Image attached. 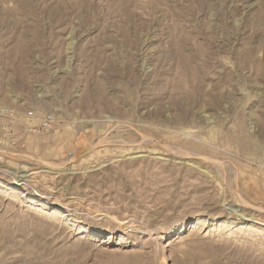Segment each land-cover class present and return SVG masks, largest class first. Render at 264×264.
<instances>
[{
    "label": "rangeland",
    "instance_id": "374dc122",
    "mask_svg": "<svg viewBox=\"0 0 264 264\" xmlns=\"http://www.w3.org/2000/svg\"><path fill=\"white\" fill-rule=\"evenodd\" d=\"M0 264H264V0H0Z\"/></svg>",
    "mask_w": 264,
    "mask_h": 264
},
{
    "label": "bare ground",
    "instance_id": "6f19581e",
    "mask_svg": "<svg viewBox=\"0 0 264 264\" xmlns=\"http://www.w3.org/2000/svg\"><path fill=\"white\" fill-rule=\"evenodd\" d=\"M39 206H40V204H39Z\"/></svg>",
    "mask_w": 264,
    "mask_h": 264
}]
</instances>
